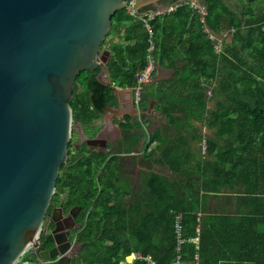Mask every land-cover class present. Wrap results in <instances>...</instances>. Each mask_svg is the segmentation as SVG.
I'll return each instance as SVG.
<instances>
[{
	"label": "trees",
	"instance_id": "16d2710c",
	"mask_svg": "<svg viewBox=\"0 0 264 264\" xmlns=\"http://www.w3.org/2000/svg\"><path fill=\"white\" fill-rule=\"evenodd\" d=\"M175 1L167 0L170 5ZM203 4L205 23L187 3L154 17L149 25L160 65L178 54L189 64V92L195 93L196 102L190 100L194 112L187 111L186 118L205 122L213 135L198 130L195 146L185 138L165 143L157 161L172 174L149 167L134 192L121 175L120 156L109 158L88 147L74 153L71 139L50 205L64 204L67 211L77 212L80 227L74 236L86 245L71 264H121L138 251L157 264H173L178 255L184 264H264V0H248L243 18L224 0ZM150 10L157 8L142 7L138 16L124 8L113 17L107 37L123 33L122 41H105L113 51L107 68L115 85L134 87L137 73L146 66L149 31L144 20ZM205 27L216 35L232 30L220 53ZM100 71H83L77 77L70 105L74 120L82 125L95 123L115 101L114 84L100 81ZM208 88L217 103L207 116ZM204 136L207 154L199 145ZM155 153L149 150L146 157L152 159ZM127 195L131 201L125 205ZM199 210L204 215L197 248L190 239L197 236ZM178 218L185 239L180 251ZM41 239L48 243L52 237L43 232ZM29 256L35 261L38 257L26 252ZM133 264L148 262L136 259Z\"/></svg>",
	"mask_w": 264,
	"mask_h": 264
},
{
	"label": "water",
	"instance_id": "95a60500",
	"mask_svg": "<svg viewBox=\"0 0 264 264\" xmlns=\"http://www.w3.org/2000/svg\"><path fill=\"white\" fill-rule=\"evenodd\" d=\"M124 8L127 0H0V264H17L30 248L44 264H71L85 246L75 213L50 205L68 159L77 77L100 69L110 84L100 76L104 44ZM99 136L86 139L89 149Z\"/></svg>",
	"mask_w": 264,
	"mask_h": 264
},
{
	"label": "crops",
	"instance_id": "0c3cea01",
	"mask_svg": "<svg viewBox=\"0 0 264 264\" xmlns=\"http://www.w3.org/2000/svg\"><path fill=\"white\" fill-rule=\"evenodd\" d=\"M224 2L232 11L238 13L239 17L245 16L248 0H224ZM146 6L165 10L170 7V3L167 0H157L156 3L152 2ZM122 29L121 27V31ZM227 33L225 30L217 37H221L225 42L231 41L232 33L231 38L228 37ZM109 40L110 42L122 41L123 33H113ZM104 48L109 50L111 59L113 51L108 45ZM216 52L220 53L217 50ZM100 76L103 79H110V83H112L108 68L107 72ZM189 77V64L184 60L182 54H178L172 61H167L164 65L159 64L153 79L145 85L139 105L134 101L133 87H120L112 83L115 87V101L108 106L109 109L106 108L102 117L96 122L103 126L98 141L101 145L93 144L94 149L92 151L108 154L110 155L109 158L111 155L120 156L121 175L125 181L130 182L133 192L136 191L137 186H142L147 174L146 171L149 170L147 165H158L159 163L158 166L163 167V164L157 159L161 154L160 147L164 146L165 143L171 144L185 138L195 146L194 136L198 130L202 131V134L213 135L214 130L209 128L205 122L197 123L193 120L194 118H186L187 111L194 112L190 100L196 102V96L192 97L195 93L189 92ZM200 81L203 82V78H200ZM188 96L190 99L187 98ZM216 103L217 99L213 97L211 89L208 88L204 100L207 116L214 109ZM192 127L196 129H189ZM100 130L98 129V131ZM146 149L148 150L146 151ZM152 149H156V155L152 159H148L146 155ZM158 172L163 175L172 174L170 170ZM140 173L144 174L143 180H139ZM130 201L129 195L123 198L125 205L129 204Z\"/></svg>",
	"mask_w": 264,
	"mask_h": 264
},
{
	"label": "built area",
	"instance_id": "2783aa9c",
	"mask_svg": "<svg viewBox=\"0 0 264 264\" xmlns=\"http://www.w3.org/2000/svg\"><path fill=\"white\" fill-rule=\"evenodd\" d=\"M139 1L140 0H127V4L130 7V12L131 14L138 16L139 15ZM189 3L194 9H196L198 11V13L200 14V18L201 21L203 23L206 22V15H207V8L206 6L203 4L202 0H177L174 3H172L170 5V7L168 8L167 12L173 11L175 10L177 7L183 5V4H187ZM164 11L161 9H157V10H150L148 12L145 13V25L149 31V48H148V54H147V63L144 69L140 70L137 73V81H136V85L133 87V91H134V101L137 105L140 104V101L142 99L143 96V92L145 89V85L147 83H149L152 79L153 76L155 74V72L158 70L159 68V63L157 61V59L154 56V52H155V40H154V34L153 31L149 25V20L153 19L156 16H159L161 14H163ZM205 31L208 33V37L213 41V44L215 46V49L218 52H221L222 50V44H223V39L221 37H217L219 35H216L214 32H212L208 27H205ZM199 145L201 146V151L202 154H207L208 153V143H207V138L206 136L203 137V139L200 141ZM203 211L199 210L197 213V236L192 237L190 240L195 242L197 244V248H198V244H199V240H200V222L203 218ZM176 233H177V239H178V251L181 250L182 248V244L184 243L185 239H183L182 237V227H181V223H180V218L177 219L176 222ZM27 252H32L33 253V248H30ZM26 253V252H25ZM25 253L24 255H22V257L19 259V261L17 262V264H29V259L25 257ZM196 258H198V255H196ZM136 259H141L144 261H147L148 264H157L156 261L150 256V255H144L141 251L138 252H132L129 256L126 257V259L121 262V264H133V262ZM34 264H44L43 261L38 257L37 260L35 261ZM173 264H184L183 261H181V256L178 255L176 261Z\"/></svg>",
	"mask_w": 264,
	"mask_h": 264
},
{
	"label": "rangeland",
	"instance_id": "374dc122",
	"mask_svg": "<svg viewBox=\"0 0 264 264\" xmlns=\"http://www.w3.org/2000/svg\"><path fill=\"white\" fill-rule=\"evenodd\" d=\"M259 1V0H257ZM257 5H253V7H256ZM228 33V37L231 36V33H232V30H226ZM111 36V35H110ZM110 36L107 37V42L109 41L110 39ZM231 38V37H230ZM107 43L104 44V46H106ZM98 122V121H96ZM93 123L91 125H81L79 122H77L76 120H73V132H72V142L73 144H75L77 147L74 146V153H78L79 154H82V152L84 151V147H89L88 144H87V141L86 139L88 138H92L94 135H96V133L98 132V129H101L100 132L103 130V126H100V124H97V123ZM97 124V125H96ZM82 147V148H81ZM91 149H94V147H92V145L90 146ZM81 148V149H80ZM79 149V150H78ZM159 165V164H158ZM158 165H152V164H149L147 165V167L149 168H152V169H160L161 170H158V171H161V172H165L166 170H169L168 167L166 165H163V167L161 166H158ZM147 173V171H146ZM143 177H144V174L143 173H140V176H139V180H143ZM130 179H132L131 176H129ZM62 199L65 200L67 199V193L63 194L62 195ZM29 259V264H34L35 263V260L32 259V257H28Z\"/></svg>",
	"mask_w": 264,
	"mask_h": 264
},
{
	"label": "flooded vegetation",
	"instance_id": "af4514ba",
	"mask_svg": "<svg viewBox=\"0 0 264 264\" xmlns=\"http://www.w3.org/2000/svg\"><path fill=\"white\" fill-rule=\"evenodd\" d=\"M97 145L100 146L101 144L97 142ZM74 146L76 147L75 144H74ZM53 207H56V206H53ZM51 208H52V207H51ZM71 210H72V209H71ZM71 210H68V211H67V208L64 206V214H65V216H70V215H72ZM72 211L75 213V215H74V220H75L76 217H77V212H76L75 210H72ZM65 222H66V223H71V221H70L69 219L66 220ZM76 223H78V222L76 221Z\"/></svg>",
	"mask_w": 264,
	"mask_h": 264
}]
</instances>
